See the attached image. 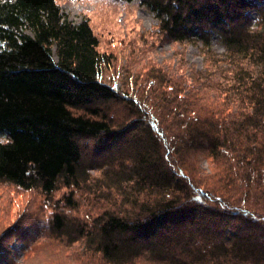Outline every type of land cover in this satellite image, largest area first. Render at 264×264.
I'll list each match as a JSON object with an SVG mask.
<instances>
[{"label":"trees","instance_id":"obj_1","mask_svg":"<svg viewBox=\"0 0 264 264\" xmlns=\"http://www.w3.org/2000/svg\"><path fill=\"white\" fill-rule=\"evenodd\" d=\"M140 2L166 38L201 44L219 79H162L144 89L149 115L125 100L136 115L118 123L122 98L100 80L111 57L89 20L56 0H0V183L49 199L69 189L73 209L82 189L107 202L51 220L97 264H264V0ZM200 155L225 188L193 175Z\"/></svg>","mask_w":264,"mask_h":264},{"label":"rangeland","instance_id":"obj_2","mask_svg":"<svg viewBox=\"0 0 264 264\" xmlns=\"http://www.w3.org/2000/svg\"><path fill=\"white\" fill-rule=\"evenodd\" d=\"M56 1L73 22L89 20L99 40L98 51L111 57V63L102 68L100 80L111 85L122 98L110 110L118 123L136 115L125 100L137 101V98L135 104L139 110L145 114L152 111L153 107L147 101L150 93L144 92V89H149L162 79L171 81L170 85L176 84V81L188 82L189 75L197 73L211 74L214 80L219 79L210 72L211 63L205 58L201 44L178 43L166 38L159 30L155 15L142 6L140 0L132 3L120 0ZM262 4L264 8V2ZM212 47L214 57L219 59L218 54L224 51L222 45L214 39ZM166 84L163 82L164 86ZM167 90L171 92L172 89ZM199 160L200 164L193 175L205 181L207 188H211L209 184L213 183L225 188L219 176H213L217 169L211 167L206 155H200ZM100 174V171H92L94 177ZM70 191L61 188L49 199L39 191H27L0 183V264L99 262L98 256L86 252L82 245H68L53 237L51 220L56 211L87 220L108 207L107 202L95 199L89 191L82 189L75 191L77 208H70L64 201V196L69 195ZM240 206L244 207V203L241 202ZM258 211L264 214V204L259 205ZM136 264L154 263L140 259Z\"/></svg>","mask_w":264,"mask_h":264},{"label":"bare ground","instance_id":"obj_3","mask_svg":"<svg viewBox=\"0 0 264 264\" xmlns=\"http://www.w3.org/2000/svg\"><path fill=\"white\" fill-rule=\"evenodd\" d=\"M225 95V94H224Z\"/></svg>","mask_w":264,"mask_h":264}]
</instances>
